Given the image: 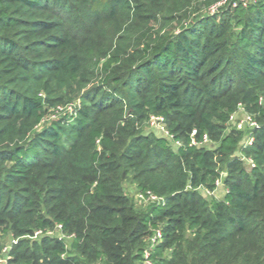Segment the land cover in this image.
Instances as JSON below:
<instances>
[{
  "label": "trees",
  "instance_id": "trees-1",
  "mask_svg": "<svg viewBox=\"0 0 264 264\" xmlns=\"http://www.w3.org/2000/svg\"><path fill=\"white\" fill-rule=\"evenodd\" d=\"M75 1L93 12L74 17ZM230 1L207 16L218 0H0V232L20 238L8 264H144L156 229L153 264H264V0ZM73 101L69 122L33 129ZM238 105L259 125L245 149V131L224 133ZM150 117L178 148L143 135ZM204 136L212 149L192 144ZM221 170L223 198L202 196ZM128 185L164 203L143 209ZM56 225L68 243L21 239Z\"/></svg>",
  "mask_w": 264,
  "mask_h": 264
},
{
  "label": "rangeland",
  "instance_id": "rangeland-1",
  "mask_svg": "<svg viewBox=\"0 0 264 264\" xmlns=\"http://www.w3.org/2000/svg\"><path fill=\"white\" fill-rule=\"evenodd\" d=\"M230 0H218V2L215 4H213L212 6L205 8L204 10H202L200 12V10L196 9V6L193 8V10L195 12H200L203 14H206L207 16H213L215 15L217 12L223 11L226 7H228V4L231 2H229ZM245 2V3H252V0H235L232 2V5H234L237 2ZM75 6H77V8L79 9V13L77 11V13L74 15V17L80 18L84 15H87L91 12H93L92 9H87V7H83L80 3V1H75ZM96 8V7H94ZM192 11V10H190ZM73 13H75V11H73ZM194 14V13H193ZM192 14V15H193ZM191 15V16H192ZM120 17V16H119ZM118 17V19L120 20V18ZM69 20V19H67ZM114 22H107L104 23L103 25L99 26L100 28V36H102V33L105 34L106 38H111L112 43L114 44L117 40V36H114V34L112 33L113 29L111 27L114 28V30H116L115 28H117ZM161 25V23H160ZM180 24H177L176 22H173L171 24H168L166 27H163V31H166L167 29H172V30H177ZM76 27L72 28V31L75 32ZM118 35L121 36H126V33L123 31H121ZM105 39V38H104ZM79 101H73V102H67V103H62V104H58L56 105V107L54 109H51L47 118L43 119L41 122H39L38 124H35L33 126L34 130H39L41 129L43 126H45L46 124L50 123L52 120H57L59 118H66V122H69L71 116L75 115V110L79 107ZM242 110H238L237 112L233 113V119L232 120H228L224 123L225 126V131L224 133H229L231 130H237L236 126L241 124V122L243 121L245 116H250L251 117V113L248 112L247 110L244 109L243 106ZM242 127H246V132L249 130L248 126H246L245 124H241ZM141 127H142V131H143V135H147V134H152L156 137L158 136H163L164 135V129L162 124L159 121H156L154 119H147L146 121H143L141 123ZM239 148V147H238ZM173 149H176V147L174 146ZM238 158V161H241L245 166H247L246 161L244 162L242 159H248L244 156H242L239 151H236L234 156ZM248 161V160H247ZM221 177H220V181L221 183L219 184V186L212 192V193H208V192H203L202 190H198L199 193L202 194V196H206V198H216V199H222L223 195L225 193V187L222 183V179L225 177V173L224 170H221ZM127 192L130 194V196H133V198H135L134 196L137 194L135 193V189L133 188L132 185H128L127 187ZM208 196V197H207ZM134 202L137 203L138 206H141L143 209L148 205V203L146 202H138L134 199ZM50 232L48 233H44L41 232V230H35L31 235H26L25 237H22V240H25L27 242H39L42 238L47 237L50 239H57V238H62V240H64L66 243L69 242V238L64 237L61 235V233L59 232V230H57L56 226H54L51 230H49ZM36 232H39L38 234H36ZM20 239V238H19ZM19 239L13 237V234L9 231L7 232H0V258L1 262L0 264H5L6 260L12 259V256L14 253V246L17 245ZM9 261H7L8 263Z\"/></svg>",
  "mask_w": 264,
  "mask_h": 264
},
{
  "label": "built area",
  "instance_id": "built-area-1",
  "mask_svg": "<svg viewBox=\"0 0 264 264\" xmlns=\"http://www.w3.org/2000/svg\"><path fill=\"white\" fill-rule=\"evenodd\" d=\"M258 0H252V3L257 2ZM242 4L245 6L246 3L242 2ZM259 103L262 104L263 100L262 98L259 99ZM242 110L241 105H238L237 110L235 112H237L238 110ZM150 119H154L156 121H159L160 123L162 122V118L160 117H150ZM233 119V114L229 117V120ZM245 124L246 126H248L249 130L246 132V127H242L241 124ZM241 124L236 126V129L239 131H245V135L240 143V149H245L247 147H250L253 142H254V137L252 135V131L257 130L259 128V125L257 124L256 121L253 120L252 116H245L243 121L241 122ZM165 138H167L170 142H172V137L170 135H168V133L164 130V135ZM173 146H175L176 148H178L179 143L178 142H172ZM192 144L195 145L196 147H207L208 149H212L214 147V145L212 143H210V141L208 140V138L206 136H204L202 138V141L200 142H196L194 140H192ZM240 153V152H239ZM244 162L246 161L247 163V167L249 169H252L255 167L253 161L251 159H242ZM248 160V161H247ZM221 183L220 180L216 181V188L219 186V184ZM135 200L138 202H156L157 204H163V199L159 198L157 196H155L154 194H152L151 192H145V194L142 193H137L134 196ZM57 230H59V232L61 233L62 236H64L61 232V226L60 225H56ZM42 232V231H41ZM50 231H47L46 233H48ZM39 232H36V234H38ZM66 237V236H64ZM68 238V237H67ZM58 240H62V238H57ZM162 240V233L159 229H156L153 233V235L150 237L149 242L147 247L145 248L144 252H143V258H144V264H153L151 262V260L149 259L150 256V251L154 248L155 245H157L159 242H161ZM1 257V256H0ZM0 258V263L1 262ZM10 259L8 258V260H6L5 264H8L7 261H9Z\"/></svg>",
  "mask_w": 264,
  "mask_h": 264
}]
</instances>
